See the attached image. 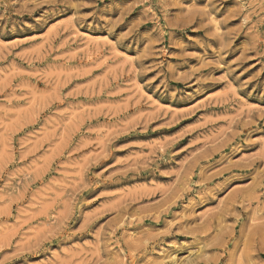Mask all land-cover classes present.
I'll list each match as a JSON object with an SVG mask.
<instances>
[{
	"label": "rangeland",
	"instance_id": "1",
	"mask_svg": "<svg viewBox=\"0 0 264 264\" xmlns=\"http://www.w3.org/2000/svg\"><path fill=\"white\" fill-rule=\"evenodd\" d=\"M0 264H264V0H0Z\"/></svg>",
	"mask_w": 264,
	"mask_h": 264
}]
</instances>
